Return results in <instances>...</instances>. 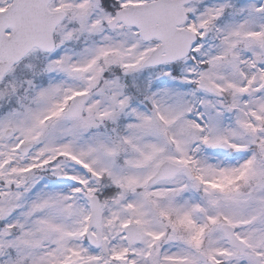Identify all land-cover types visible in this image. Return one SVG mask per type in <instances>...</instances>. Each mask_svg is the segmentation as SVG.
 Segmentation results:
<instances>
[{
	"label": "snow or ice",
	"instance_id": "1",
	"mask_svg": "<svg viewBox=\"0 0 264 264\" xmlns=\"http://www.w3.org/2000/svg\"><path fill=\"white\" fill-rule=\"evenodd\" d=\"M0 264H264V0H0Z\"/></svg>",
	"mask_w": 264,
	"mask_h": 264
}]
</instances>
